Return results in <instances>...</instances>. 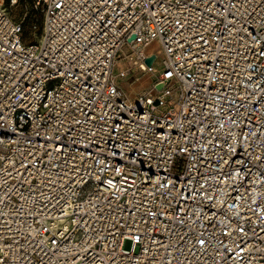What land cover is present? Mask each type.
I'll list each match as a JSON object with an SVG mask.
<instances>
[{"label":"built area","instance_id":"built-area-1","mask_svg":"<svg viewBox=\"0 0 264 264\" xmlns=\"http://www.w3.org/2000/svg\"><path fill=\"white\" fill-rule=\"evenodd\" d=\"M17 1L0 264H264V0H33L29 40ZM125 45L120 76L154 74L134 101L112 75Z\"/></svg>","mask_w":264,"mask_h":264},{"label":"rangeland","instance_id":"rangeland-1","mask_svg":"<svg viewBox=\"0 0 264 264\" xmlns=\"http://www.w3.org/2000/svg\"><path fill=\"white\" fill-rule=\"evenodd\" d=\"M10 16L19 22L23 27V35L26 40L39 39L42 33L43 13L40 7H36L33 0H18L15 5H8ZM153 48H156L153 47ZM130 52L129 46L125 45L116 56V62L112 68L114 82L120 85L128 99L134 101L137 93L145 90L151 83L150 73L142 72L136 67H131L130 73L121 77L119 72L129 66L125 56ZM154 71L158 72V67L154 66ZM154 76V74H153ZM178 107H176V110ZM128 247V243L125 245Z\"/></svg>","mask_w":264,"mask_h":264},{"label":"water","instance_id":"water-1","mask_svg":"<svg viewBox=\"0 0 264 264\" xmlns=\"http://www.w3.org/2000/svg\"><path fill=\"white\" fill-rule=\"evenodd\" d=\"M133 38H134V35H131L130 38H129L128 40L130 41V40H132ZM152 59H153V56L148 57L145 61H146L147 64H150L151 61H152ZM160 86H161V85H157L158 88H160Z\"/></svg>","mask_w":264,"mask_h":264},{"label":"crops","instance_id":"crops-1","mask_svg":"<svg viewBox=\"0 0 264 264\" xmlns=\"http://www.w3.org/2000/svg\"><path fill=\"white\" fill-rule=\"evenodd\" d=\"M149 80L152 82V80H153V76L152 75L149 76Z\"/></svg>","mask_w":264,"mask_h":264},{"label":"snow or ice","instance_id":"snow-or-ice-1","mask_svg":"<svg viewBox=\"0 0 264 264\" xmlns=\"http://www.w3.org/2000/svg\"><path fill=\"white\" fill-rule=\"evenodd\" d=\"M168 75H171V73H167ZM201 243H203V241H201Z\"/></svg>","mask_w":264,"mask_h":264}]
</instances>
